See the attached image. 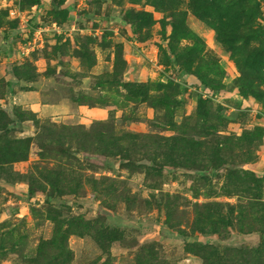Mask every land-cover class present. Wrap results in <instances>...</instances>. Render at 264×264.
<instances>
[{
	"label": "rangeland",
	"instance_id": "1",
	"mask_svg": "<svg viewBox=\"0 0 264 264\" xmlns=\"http://www.w3.org/2000/svg\"><path fill=\"white\" fill-rule=\"evenodd\" d=\"M0 264H264V0H0Z\"/></svg>",
	"mask_w": 264,
	"mask_h": 264
},
{
	"label": "water",
	"instance_id": "2",
	"mask_svg": "<svg viewBox=\"0 0 264 264\" xmlns=\"http://www.w3.org/2000/svg\"><path fill=\"white\" fill-rule=\"evenodd\" d=\"M92 206H93V209L95 210V209H96L95 204H92ZM251 237H252V243H253L254 245L259 243L260 238H259V236H258L257 234H256V235H253V236H251Z\"/></svg>",
	"mask_w": 264,
	"mask_h": 264
},
{
	"label": "trees",
	"instance_id": "3",
	"mask_svg": "<svg viewBox=\"0 0 264 264\" xmlns=\"http://www.w3.org/2000/svg\"><path fill=\"white\" fill-rule=\"evenodd\" d=\"M223 244H224L225 246H228V245H229V243H228V242H224Z\"/></svg>",
	"mask_w": 264,
	"mask_h": 264
}]
</instances>
